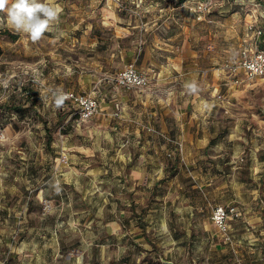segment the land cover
I'll return each mask as SVG.
<instances>
[{
  "label": "rangeland",
  "instance_id": "374dc122",
  "mask_svg": "<svg viewBox=\"0 0 264 264\" xmlns=\"http://www.w3.org/2000/svg\"><path fill=\"white\" fill-rule=\"evenodd\" d=\"M51 2L61 12L36 42L0 12V264H264V78L229 91L212 75H229L225 65L255 39L248 27L264 31V0ZM131 64L149 87L117 84ZM184 69L198 74L191 80ZM66 91L95 97L99 111L84 120L76 103L57 106ZM113 91L124 98L119 113ZM195 97L230 99L231 116L217 109L209 120L217 142L203 161L218 178L201 187L176 175L183 152L150 128L167 133L154 122L133 132L130 120H156L151 109ZM147 141L175 152L154 153ZM239 147L242 157L225 164ZM233 204L261 214L233 221L229 240L211 216Z\"/></svg>",
  "mask_w": 264,
  "mask_h": 264
},
{
  "label": "crops",
  "instance_id": "0c3cea01",
  "mask_svg": "<svg viewBox=\"0 0 264 264\" xmlns=\"http://www.w3.org/2000/svg\"><path fill=\"white\" fill-rule=\"evenodd\" d=\"M163 66V65H162ZM165 68V67H164ZM191 69V67H188ZM184 72L186 74H189V79L193 80V78L198 74L197 72H193L191 70H185ZM210 74V72H208ZM207 74V75H208ZM182 75V73H181ZM212 75L215 80V85L219 81L220 84L217 86H220L223 84V82L229 86V91L231 87L236 86L232 84V79L230 78L229 75L225 73V71L222 70H215L212 71ZM203 77V76H202ZM196 81H191L189 83L184 84V87L186 90L190 91L192 90L189 88V85L195 84ZM151 84V83H150ZM159 85H163V83H159ZM150 86V85H149ZM148 86V87H149ZM147 87V88H148ZM126 90H143V89H137V88H125ZM218 90V88H215V90ZM114 92V91H113ZM192 94V91H190ZM112 95V100H113V105L116 108V112H120L122 110V107H124V98L119 95L118 92H114ZM141 95L137 94L136 96ZM107 96V95H106ZM137 99H139L137 97ZM99 101V100H98ZM100 103V102H99ZM166 106V105H165ZM165 106H157L155 110L151 109L152 114H158L156 117V120L149 119L151 117H148L147 115H143L144 118L142 117H137L136 115H133V118L131 120L132 124V131L134 132V127L135 124L140 123L142 126H144L145 122H154V126L160 128L163 132L167 133L170 137L175 138L176 140L181 139L183 143V163L182 167L179 168L176 172V175L182 174L183 176H188L191 181L196 183V186L201 187L204 185H210L211 181L217 180L218 177L216 176H210V167H206L205 163L207 161H203L204 155L206 157V153L208 149L210 148L211 145H213L215 142H217L216 139V130H214V125H208L210 117H214L215 113L218 112L217 109H222L224 110V113L227 115L229 118L231 115H228L230 113V99L227 97H224L223 99L220 100H210V101H205V100H198L197 97L194 99H189L186 105H178L175 103L172 108L165 107ZM165 109V110H164ZM208 119V120H206ZM157 123V124H156ZM152 125V124H151ZM137 131H139V128H137ZM148 134V133H147ZM233 134H230L232 136ZM232 138L230 137L229 140ZM146 143V141H144ZM214 142V143H213ZM147 144L149 146L148 149L152 148H157V150H154V153H157L158 150H160L161 154L165 152H168L167 154H174V145L171 144H165L159 142V145H151L150 141H147ZM232 145H235L234 143ZM258 148H256L257 150ZM232 160L226 162L225 164H230L235 162V159L241 158L242 154L244 152V149L239 147L238 149L234 148L232 151ZM177 158V157H176ZM253 163V162H252ZM260 166V164H257ZM168 169L167 166H162L163 170ZM233 168V167H231ZM248 169L254 174H257V167H253L252 165H249ZM255 170V171H254ZM228 172V173H227ZM252 174V173H251ZM232 175L231 169H227L223 171V174L221 175L222 178L225 179V177H230ZM255 179L257 177H254ZM161 181H155L154 186L152 188V192L158 190V187L160 186ZM205 182L206 184L202 183ZM151 182L147 186H150ZM253 214L246 215L244 216L243 220H238L236 222H249V221H257L259 220V216H257L260 212L253 211ZM261 214V213H260ZM249 220V221H248ZM150 222H153L151 220ZM156 223V222H155ZM157 224V223H156ZM162 226L166 228L167 230H172L173 227L170 224L168 220H165L162 223ZM177 264V263H176Z\"/></svg>",
  "mask_w": 264,
  "mask_h": 264
},
{
  "label": "built area",
  "instance_id": "2783aa9c",
  "mask_svg": "<svg viewBox=\"0 0 264 264\" xmlns=\"http://www.w3.org/2000/svg\"><path fill=\"white\" fill-rule=\"evenodd\" d=\"M250 31H253V37L251 42L248 38H245V46L242 47L240 56L238 59L227 63L224 70H227L228 74L232 78V84L236 86L248 85L249 83L258 79L264 78V48H260L258 41L264 35V31L252 26L248 27ZM250 34L247 33V37ZM118 85L124 88H144L150 83V76L146 73L139 71L134 64L125 67L119 72L116 77ZM66 98L64 100L76 103L80 107V116L82 119L87 120L95 115L99 109V101L91 95H78L71 91L63 92ZM152 131L157 132L164 139L175 142V151L178 153L183 152V143L175 141L168 135L158 132L153 128ZM4 127L0 123V135H3ZM212 222L216 228L230 240V229L233 221L243 220L244 211L238 205H217L215 206L212 216Z\"/></svg>",
  "mask_w": 264,
  "mask_h": 264
},
{
  "label": "clouds",
  "instance_id": "9594fccd",
  "mask_svg": "<svg viewBox=\"0 0 264 264\" xmlns=\"http://www.w3.org/2000/svg\"><path fill=\"white\" fill-rule=\"evenodd\" d=\"M0 12H6L8 23L16 32L28 34L36 42L46 32L53 31V22L58 19L61 9L51 0H0ZM189 88L194 90V85ZM65 98L64 95L58 96L57 106Z\"/></svg>",
  "mask_w": 264,
  "mask_h": 264
},
{
  "label": "trees",
  "instance_id": "16d2710c",
  "mask_svg": "<svg viewBox=\"0 0 264 264\" xmlns=\"http://www.w3.org/2000/svg\"><path fill=\"white\" fill-rule=\"evenodd\" d=\"M180 1H184V0H180ZM262 36H263V35H262ZM262 36H261V37H262ZM16 109H17V110H20V111H23V110H24L23 107H17ZM0 123H1V122H0ZM1 124H2V123H1ZM2 125H3V124H2ZM46 128H48L47 125H46ZM48 140H51V136H50V135H49V139H48ZM29 204H31V201H29ZM30 206H31V205H30Z\"/></svg>",
  "mask_w": 264,
  "mask_h": 264
},
{
  "label": "water",
  "instance_id": "95a60500",
  "mask_svg": "<svg viewBox=\"0 0 264 264\" xmlns=\"http://www.w3.org/2000/svg\"><path fill=\"white\" fill-rule=\"evenodd\" d=\"M163 263L165 264H176L174 261L172 260H163Z\"/></svg>",
  "mask_w": 264,
  "mask_h": 264
}]
</instances>
